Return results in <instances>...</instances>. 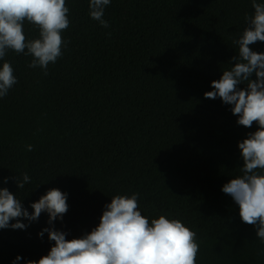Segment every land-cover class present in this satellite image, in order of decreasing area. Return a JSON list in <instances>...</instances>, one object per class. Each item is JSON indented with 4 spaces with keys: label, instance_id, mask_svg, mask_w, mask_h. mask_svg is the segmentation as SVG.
I'll use <instances>...</instances> for the list:
<instances>
[{
    "label": "trees",
    "instance_id": "obj_1",
    "mask_svg": "<svg viewBox=\"0 0 264 264\" xmlns=\"http://www.w3.org/2000/svg\"><path fill=\"white\" fill-rule=\"evenodd\" d=\"M66 5L63 55L47 76L28 67L31 56L9 50L0 60L18 80L0 98V189L29 214L58 189L68 211L52 225L45 212L20 219L26 229H0V264L46 256L54 242L38 235L45 228L82 238L112 197L132 193L149 221L164 215L196 232V264H264L256 228L221 191L241 174L238 144L257 125H238L231 105L204 96L231 68L252 0H111L108 28L90 18L89 0ZM23 31L39 37L28 22ZM249 47L264 52V42ZM24 173L30 182L19 189Z\"/></svg>",
    "mask_w": 264,
    "mask_h": 264
},
{
    "label": "clouds",
    "instance_id": "obj_2",
    "mask_svg": "<svg viewBox=\"0 0 264 264\" xmlns=\"http://www.w3.org/2000/svg\"><path fill=\"white\" fill-rule=\"evenodd\" d=\"M110 3L111 0H89V16L103 28L109 27L104 13ZM251 6L254 11L245 17L246 27L233 40L238 54L232 58L231 68L211 83L213 91L204 96L219 97L224 104L231 105L238 125L245 128L257 125V130L238 144L243 160L241 174L221 191L232 197L239 206L241 221L254 226L257 238L264 243V52L249 47L264 42V3L252 0ZM69 13L66 0H0V60L9 50L31 56L28 67H39L47 76L49 64H55L63 55L62 32L70 26ZM25 22L38 29V38L26 39ZM17 83L12 65L4 62L0 67V98ZM241 84L246 87L239 88ZM26 150L32 151L33 146L26 145ZM15 179L19 189L30 182L27 173L22 181L18 176ZM3 182L7 183L8 178ZM138 198V193L112 197L111 203L105 205L99 225L82 238L67 240L66 232L54 227L43 229L38 235L42 238L47 232L54 246L46 256L27 264H196L199 251L196 232L179 219L164 215L149 221L139 210ZM66 201V193L50 189L30 205L33 212L29 214L7 188L0 189V229H26L28 225L20 223V219L34 222L45 212L49 225L58 218L62 221L68 211ZM12 220L17 222L10 223ZM20 259L16 257L12 264Z\"/></svg>",
    "mask_w": 264,
    "mask_h": 264
}]
</instances>
